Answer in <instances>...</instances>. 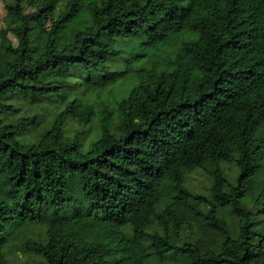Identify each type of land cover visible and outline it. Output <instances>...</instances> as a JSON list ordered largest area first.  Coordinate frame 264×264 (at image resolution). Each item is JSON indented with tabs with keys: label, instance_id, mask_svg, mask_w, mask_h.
Returning a JSON list of instances; mask_svg holds the SVG:
<instances>
[{
	"label": "trees",
	"instance_id": "obj_1",
	"mask_svg": "<svg viewBox=\"0 0 264 264\" xmlns=\"http://www.w3.org/2000/svg\"><path fill=\"white\" fill-rule=\"evenodd\" d=\"M4 8L0 264H264V0ZM129 79L114 109L95 111L88 94ZM45 101L60 109L28 140L40 118L20 104ZM95 115L82 150L84 131L67 137L65 122ZM194 169L209 194L187 187ZM31 225L43 233L26 236Z\"/></svg>",
	"mask_w": 264,
	"mask_h": 264
},
{
	"label": "rangeland",
	"instance_id": "obj_2",
	"mask_svg": "<svg viewBox=\"0 0 264 264\" xmlns=\"http://www.w3.org/2000/svg\"><path fill=\"white\" fill-rule=\"evenodd\" d=\"M61 3H64L65 0H59ZM5 0H0V29L6 27V19H5V8H4ZM10 38L13 42H16L15 38L11 33H9ZM164 53H161L157 57L154 58L155 63L161 64L164 61ZM149 62H153L152 59ZM133 80H125L116 85L109 87L108 89L99 92L88 94V99L92 103L93 108L96 112H98L103 106H107L111 109L115 107V101L119 99V97L125 95V92L132 84ZM126 88V89H125ZM21 109H19V115L33 114L37 113L38 118H40L39 123L35 125L33 129H31L24 137L28 140L36 139L40 133L45 131L51 125V122L55 118L56 114L60 109V104L54 101H45L38 103L36 105H26L20 104ZM99 126V116L95 115L92 121L86 125L81 126L77 120L75 119H67L64 126V134L67 137H71L76 131L82 129L84 131L81 142V149L87 150L90 146L91 140L97 136ZM222 167L228 178L230 180H234L237 173L238 168L234 163H223ZM212 178L205 173L201 169H194L186 175V185L192 192L209 194V187L211 186ZM43 230L39 225H31L25 230L26 236H37L42 234ZM22 252L15 246L12 248V253L9 255V259L13 261H21L23 258ZM38 264L39 263V260ZM34 263V262H33ZM36 264V263H34Z\"/></svg>",
	"mask_w": 264,
	"mask_h": 264
}]
</instances>
